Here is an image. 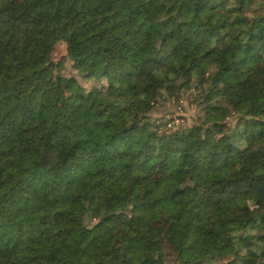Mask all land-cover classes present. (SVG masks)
<instances>
[{
    "label": "trees",
    "instance_id": "trees-1",
    "mask_svg": "<svg viewBox=\"0 0 264 264\" xmlns=\"http://www.w3.org/2000/svg\"><path fill=\"white\" fill-rule=\"evenodd\" d=\"M166 263L264 264V0H0V264Z\"/></svg>",
    "mask_w": 264,
    "mask_h": 264
},
{
    "label": "rangeland",
    "instance_id": "rangeland-1",
    "mask_svg": "<svg viewBox=\"0 0 264 264\" xmlns=\"http://www.w3.org/2000/svg\"><path fill=\"white\" fill-rule=\"evenodd\" d=\"M66 54V47L63 42H58L54 45L52 52H51V58L53 61H58L61 59V57L65 56ZM69 61L65 62L66 72L70 74H75L73 71L69 70ZM78 80L82 82L84 85H88L92 82H83L81 81V77L77 76ZM181 107L182 109H179V106L176 105L175 102L172 100L163 102L159 104L158 106L154 107L152 111L150 112V116L152 118L156 117H162L163 115L166 116V118L172 119L170 122L173 125L177 124H184V123H191V120L193 116L195 115L194 106L189 104V98L188 94H182L181 96ZM234 122V120H231V124ZM169 126V125H168ZM167 128H170L168 127ZM170 264V263H166Z\"/></svg>",
    "mask_w": 264,
    "mask_h": 264
}]
</instances>
